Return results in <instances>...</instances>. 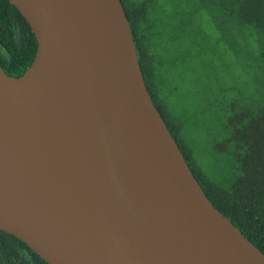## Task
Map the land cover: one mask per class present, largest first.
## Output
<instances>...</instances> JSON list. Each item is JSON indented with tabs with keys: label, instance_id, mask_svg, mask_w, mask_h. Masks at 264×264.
<instances>
[{
	"label": "water",
	"instance_id": "obj_1",
	"mask_svg": "<svg viewBox=\"0 0 264 264\" xmlns=\"http://www.w3.org/2000/svg\"><path fill=\"white\" fill-rule=\"evenodd\" d=\"M35 49L0 66V229L49 264H264L154 105L120 0H9Z\"/></svg>",
	"mask_w": 264,
	"mask_h": 264
},
{
	"label": "trees",
	"instance_id": "obj_2",
	"mask_svg": "<svg viewBox=\"0 0 264 264\" xmlns=\"http://www.w3.org/2000/svg\"><path fill=\"white\" fill-rule=\"evenodd\" d=\"M135 45L145 85L158 112L176 140L188 166L208 199L264 253V105L237 98L231 88L217 89L218 127L210 145L213 163L201 168L168 125L164 105L157 99L154 82V36L151 16L155 0H120ZM185 15L211 7L220 27H244L260 42L264 66V0H184ZM184 9V7H183ZM190 19V18H189ZM227 22V23H226ZM186 24V20L183 21ZM226 23V25H225ZM183 26V25H182ZM33 32L9 0H0V66L17 75L29 64L35 49ZM0 264H49L25 242L0 229Z\"/></svg>",
	"mask_w": 264,
	"mask_h": 264
},
{
	"label": "rangeland",
	"instance_id": "obj_3",
	"mask_svg": "<svg viewBox=\"0 0 264 264\" xmlns=\"http://www.w3.org/2000/svg\"><path fill=\"white\" fill-rule=\"evenodd\" d=\"M185 9L184 0L153 3L151 16L160 30L153 39V78L168 125L205 168L214 157L210 145L218 127V87L264 105V66L257 57L259 40L244 27L226 22L224 30L214 9L205 6L184 19Z\"/></svg>",
	"mask_w": 264,
	"mask_h": 264
}]
</instances>
